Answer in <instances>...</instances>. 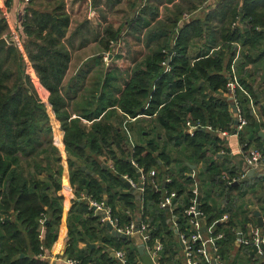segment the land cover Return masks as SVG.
Here are the masks:
<instances>
[{"label": "trees", "instance_id": "1", "mask_svg": "<svg viewBox=\"0 0 264 264\" xmlns=\"http://www.w3.org/2000/svg\"><path fill=\"white\" fill-rule=\"evenodd\" d=\"M30 1V6L25 9L22 30L25 55L31 67L29 73L31 76L33 74V77L37 76L41 90L49 94L48 104L63 133L72 184L86 191L88 196L102 201L99 197L102 187L91 177L87 179L85 172L82 171V167H85L91 158L90 154L95 157L107 155V158L114 161L116 171L113 174L102 171L99 163L92 159L96 168L99 167L101 173L108 174V179L114 185L124 186L122 179L125 175L137 180L135 170L137 166L139 170L143 169L142 173L146 178L143 188L142 222L149 225V245L159 239L162 241L167 236L173 237L174 225L177 226L179 234L191 236L190 217L184 212L190 206L189 201L197 198L192 194V181L187 179L182 183L174 179L163 184L167 195L170 193L177 195L173 205L178 207L174 211L175 218L172 224L166 223L169 213L166 209H158L165 196L155 190L153 178L147 176L149 172L159 167L161 157L156 155L158 146L150 142L147 147H135L131 152H127L130 148L128 138L122 134L119 126L109 124V120L117 117L118 111L130 118H138L140 115L154 118L153 124L164 130L170 140L174 141L179 136L177 141L185 143L192 150H195L197 145L202 148L211 141L201 131H197L193 138L185 135L183 127L188 121L193 125L230 132L234 122L229 115L227 104L221 100L207 98L206 90L227 89V71L232 61L229 60L225 65V55L229 54L231 58L236 43H240L242 47H248L249 52L238 67L243 75L240 83L250 91L256 103H264V89L257 93L253 85V82L258 80L262 81L260 85L264 86V80L260 78L264 71V0L242 2L221 0L207 17L205 28L201 21H193L181 28L178 37L173 39L171 34L175 33L177 23L181 19L179 16L170 30H166L167 33L164 31L165 38L148 40L150 44L153 43L151 53L134 68L131 77L124 79L121 88L112 83L114 79L117 83L119 78L109 70L101 87L102 92L100 95L91 93L90 99L82 96L88 77L95 68L103 67L104 53L110 54L120 32L106 30L99 43L103 54L96 56L94 62L91 60L92 65L86 64L81 68L65 85L72 52L75 50V44H70L69 41L68 45L66 44L71 21L65 12L66 0ZM122 2L123 0H110L113 6H118ZM191 7L188 11L195 9V6ZM146 9L147 5L141 11L145 14ZM153 15L151 21L156 20V16ZM141 19L136 22V27L142 24ZM240 19L246 26L244 33L233 28V24ZM205 34L208 37H204ZM9 35L8 22L0 11V39L5 36L10 38ZM204 38L211 40L213 47L217 42L226 45L213 56L201 57L191 64L188 49L194 41ZM86 45L88 43L81 44L78 49ZM170 53L172 56L169 59ZM23 59L15 44L0 48V212L7 213L13 209L16 214L15 222L8 218L2 221L0 216V228L4 232L0 235V264H44L41 260L44 255L42 247L50 250L57 241V227L62 217V199L51 198L46 193L47 189L53 187L55 191L60 189V184L54 180V176L61 177V155L55 144L56 139L53 138L54 130L49 110L40 99L30 75L25 73ZM248 64H251V69L246 68ZM167 67L171 69L170 72L165 70ZM118 71L125 74L124 70ZM201 83L204 84L200 86ZM116 95L119 97L115 98ZM78 100H82V103L77 102ZM72 103L74 111L70 108ZM93 106L95 110L88 109ZM109 107L116 109L106 112ZM248 118L250 121L248 127L256 130L257 125L251 116L248 115ZM83 120L92 122L90 131L82 125ZM60 147L63 148L62 144ZM132 161L136 166L132 165ZM55 167V172L51 174ZM228 167L227 165L217 167L214 163L207 167L208 180L213 186L222 184L221 181L226 176L240 178L239 173L243 174L245 171L244 169L238 172L236 167ZM48 172L52 180L51 186L36 180L38 175ZM248 182L247 179L244 183L229 186L225 181L222 188L224 193L231 197L234 196L233 190L238 192L235 198L239 201L247 194ZM131 197L129 193L121 199L130 201ZM83 208H86L85 205ZM199 211L202 213V219L207 220L208 224L218 219V216H212L211 207L206 204L200 205ZM44 215L50 217L44 223L47 230L42 237L39 226ZM217 229L224 233V238L227 239L224 243L229 245L233 243L237 231L233 229L231 220ZM242 247L249 253L250 246ZM163 251L161 264L165 263L166 260L163 258L169 249L165 248ZM28 253L31 260L20 258L21 254ZM87 260L81 258V264H87ZM127 263L136 264L131 253Z\"/></svg>", "mask_w": 264, "mask_h": 264}, {"label": "crops", "instance_id": "2", "mask_svg": "<svg viewBox=\"0 0 264 264\" xmlns=\"http://www.w3.org/2000/svg\"><path fill=\"white\" fill-rule=\"evenodd\" d=\"M220 1L221 0H123L120 5L113 6L110 0H66L65 12L71 20L66 44L67 41H69L70 44L100 43L103 36H105L104 32L106 30H112L114 32L119 31L120 35L114 42L118 43L124 41L126 47L124 51L126 54H121L119 51V54L115 56H113L112 53L108 54L109 59L112 60V67H110V69L113 75L119 78L118 70L121 68L120 65L118 66L117 62L123 61H120V59L124 58L128 63V67L125 69L126 71L124 70V73L127 75V78H129L133 74L134 68L144 60V54L146 53L148 55L151 53L150 51L153 49V43L150 44L148 40L165 38L166 35H164V31H169L179 16H181V19L177 23L175 33L174 35L171 34L173 39L178 37L181 28L191 24L193 21H201L202 26L205 28L207 25V17ZM242 1L243 0H241V2ZM30 2V0H0L1 15L8 22L10 28L9 36L12 38L11 40L6 36L3 37L7 39L9 46L15 43H17L18 46L24 44L22 43L23 17L25 9L30 6ZM146 5L147 9L144 14L141 10H143ZM191 6H195V9L188 11V8ZM180 11L182 12L180 13ZM152 15L156 16V20H150ZM138 19L142 20V24L136 27L135 24ZM142 26L144 27L142 28ZM233 26V28L238 29L242 33H244L246 29L241 19L237 20ZM89 33L93 36L92 40L89 38ZM204 37H208L207 34H205ZM225 45V43L222 44L217 42L215 47H213V42L207 38L196 40L188 49L189 61L193 64L194 61L201 57H211L216 52H219L220 48H224ZM133 46L140 47V50L135 51ZM85 47H87V45ZM85 47L77 50H83ZM235 47L236 49L232 52L231 58L229 54L228 56L225 55V65L228 64L229 60L232 61L231 67L229 71H227V80L228 83L230 81H235L237 86H239L238 92L245 118L249 125L250 121L248 115L251 116L255 125L258 127L256 130L253 129V127L247 126L244 132L239 134L236 133L234 107L230 102L227 89L218 91L206 90V95L207 98L221 100L227 104L229 115L234 122L232 130H230V132L220 129L214 130L211 127H201L200 125H193L189 121L186 122L183 127V133L185 135H189L193 138L197 131H201L206 134L211 141L202 148L200 145H197L195 150L188 148L185 143L178 142L177 139H179V136H177L174 141L170 140L164 130L153 124L154 118H148L144 115H140L138 118H130L123 112L121 113L118 111L117 117L109 120V124L119 126L121 128L119 130L128 138L130 148L127 149V152H131V149L135 147H147L150 142H154L158 146L159 149L156 155L161 157L159 167L153 169L147 176L151 177L150 174L152 172L155 173V176L152 177L153 184L155 190H158L161 195L166 197L168 193L167 190L163 188V184L169 183L174 179L182 183L190 179L193 184L192 194L197 197L196 200L189 201V205L191 206L194 202L197 203L199 196L198 186L202 187L200 205L206 204L211 207L212 216H218V219L212 224H208L207 220L202 219V217L198 218V230L206 251V255L202 257L200 264H209L210 255L214 253L216 249H218L219 254L222 256L224 264H264V250H262L261 254L254 255L252 253L253 247L250 246L251 249L248 253L243 249L239 241L241 238L244 239L249 236V228L252 225L263 234L264 168L261 167L260 169L253 170L255 176L248 178L249 187L246 192L247 194L239 201H236L235 198V196L239 194L238 192L233 190L232 193L234 196L232 195L231 197L229 194L226 195L222 188V184H224L225 181L228 184L233 177L226 176L221 181L222 184L213 186L207 176V167L213 163L217 167H224L225 165L229 166L228 168L236 167L238 172L244 171L245 169L244 173H246L245 158L241 153V148L246 143L264 154V103H256L250 91L240 83L243 75H241V70L238 67L239 64L242 63L243 57L246 54L248 55L249 52L247 51L248 47L244 48L240 43H236ZM142 52H144V54H141ZM93 59L91 55L83 56L80 65L83 64V67H85L86 64H91L90 61ZM73 60L72 55L68 75L71 73ZM169 62L170 60L168 63ZM246 68L251 69V64H248ZM165 70L167 72L171 71L168 67L167 69L165 68ZM77 73L75 71L71 79L74 78ZM68 75L65 81L68 79ZM262 77H264V71L261 73L260 78L262 79ZM261 82L258 80L253 82L257 93H260V91L264 89L263 84L260 85ZM114 83H116V81ZM64 84L66 85V82ZM203 84L204 83H201L200 86ZM101 92L102 89L98 91L97 95H100ZM40 93L43 94L45 99H48L49 94H46L42 90ZM258 96L259 99H261L259 94ZM118 97L119 95H116L115 98ZM88 109L95 110V106ZM111 109H116V107H109L106 109V112ZM82 125H84L87 131H90L93 126L92 122L88 120H83ZM58 126L60 129L61 126L59 124ZM252 129L255 132H253ZM221 132L228 133V136H222ZM59 138L62 139V135L58 137V139ZM243 139H245V143ZM55 141L56 147H58V149L61 148L57 140ZM214 144H216V146ZM259 145L262 146L259 147ZM63 157L65 160H63ZM63 157L61 155V177L59 178L57 175L54 176V180L58 181L60 184V189L55 191L53 187V189L46 190L49 197H58L62 199V217L57 227V241L50 250H45L42 247L44 255L41 260L44 264H65L67 260L72 259L77 260L79 264H81L84 261L81 260V262V258L88 259L87 264H122L116 256L118 252L124 253L127 260L129 253H131L136 264H143L138 250L142 246L149 250L152 256H154L155 264H161V255L165 248L169 249V251L166 253V257L163 258L166 260L165 263L162 264L187 263L185 248L181 244L180 234L179 231H177L176 225L173 226V231L175 232L173 237L167 236L163 238L162 241L159 239L154 244L149 245L150 231L147 233L148 238L146 240L142 235L125 236V238L118 237L114 228L112 230L109 229L108 225L111 224L110 221L107 220L104 222L103 216L95 213L91 205L92 202H103L106 207L111 210L113 218L119 220V225L122 228H125V226L131 223H135L138 226L143 224L144 189L135 190L128 189L125 185H114L111 180L108 179V174L105 175V173H101L98 170L99 167L96 168L95 164L92 162V159H94L99 163V166L103 168L102 171L114 174L116 171L115 163L107 158V155L105 157H95L90 154L91 158L86 163V166L82 167V171L86 174L85 177L87 179L91 177L93 181L102 187V192L99 196L102 201L88 196L86 191L72 184L70 180L69 158L66 151ZM133 165L136 166L135 162H133ZM55 169L56 167L52 170L51 174L55 172ZM140 171L143 172V169ZM49 174V172L41 173L36 177V180H40L42 183H45V185L51 186L52 180H50ZM239 175L241 176L242 174L239 173ZM124 177L129 178L126 175ZM129 179L137 183L140 181L138 176L136 177L137 180L133 178ZM129 193L132 196L131 200L123 201L121 197L129 195ZM83 205H85L86 208H83ZM177 208L176 205H172L170 208L166 209V212L170 215L166 223L172 224L175 218L174 211ZM158 209L161 210L160 207H158ZM45 210H47V208H45ZM0 216L2 217V221L6 218L10 219L12 222L16 221V214L13 209H10L7 213L0 212ZM226 216L228 217L227 220L224 219ZM48 217L50 216L44 215V218L40 219L39 232L42 234V237L45 236L47 230L44 223ZM259 218L262 219V228H258ZM230 220L233 224V229L237 231V236L234 238L233 243L229 245L224 243L227 239L224 238V233L217 228L226 225ZM3 233V229L0 228V235ZM159 246L161 251L156 254L155 252ZM20 258L31 260L29 253L28 255L21 254Z\"/></svg>", "mask_w": 264, "mask_h": 264}, {"label": "built area", "instance_id": "3", "mask_svg": "<svg viewBox=\"0 0 264 264\" xmlns=\"http://www.w3.org/2000/svg\"><path fill=\"white\" fill-rule=\"evenodd\" d=\"M105 59L106 60L109 59L108 54ZM238 89L239 86H237V83L235 81H230L227 84V94L229 95L230 102L234 107V118H235V122H237L235 126V130L237 134L244 132V130L248 126V121L246 120L244 115L243 106L241 104ZM221 135L228 136V133L221 132ZM241 153L245 158V165L247 171L246 173H243L240 178H232V180H230L228 183L229 186H232V184L234 183L247 181L248 179L247 172H249L250 170L260 169L261 167L264 168V154L258 149H255L246 143L241 148ZM150 175L151 177H154L155 173L152 172ZM124 178L130 181L132 186L131 189L140 190L139 189L140 183L134 182L133 180L127 177ZM142 179H143V184L145 185L146 178L143 175V173H142ZM176 196L177 195H175L174 193H170L168 195L166 194V197L160 202L159 205L160 209L170 208L173 205V201L176 198ZM91 205L96 214L103 216L104 222L107 220L110 221L116 232H119L124 236L142 235L145 237V240L148 238L147 233L149 226L146 223L143 222V224H140L139 226L136 225L135 223H131L128 226H125V228H122L119 225V220L117 218H113V214L111 213V210L108 207H106L105 203L93 201ZM184 213H186V215L190 217L189 228L192 231V234L189 237H187L185 234H180V241L182 242L185 248V256L187 262L186 264H200L202 257L206 255V251L203 246V242L201 240V235L198 230V225H199L198 218L202 217V213L197 210V203L195 202L194 204H191V206L187 208ZM224 219L227 220L228 217L226 216ZM249 229H250L249 236L245 237L244 239L241 238L239 241L242 245H246V246H252L250 244L251 242H253V244L259 248L258 254H261L263 250L262 247L264 246V235L261 233L259 229H256L253 225ZM159 251H161L160 246L157 247V251L155 253L158 254ZM149 253L152 256L150 251ZM116 256L121 261L122 264H128L124 253L118 252ZM152 258L154 260V256H152ZM65 264H79V262L77 260L72 259V260H67ZM209 264H224L222 256L218 252V249H216L215 252L210 255Z\"/></svg>", "mask_w": 264, "mask_h": 264}, {"label": "rangeland", "instance_id": "4", "mask_svg": "<svg viewBox=\"0 0 264 264\" xmlns=\"http://www.w3.org/2000/svg\"><path fill=\"white\" fill-rule=\"evenodd\" d=\"M89 35H90V37H89L90 40H92L93 36H91V33H89ZM11 40H12V38H11ZM15 45H17V43H15ZM80 45L81 44H75V50H73V52H72L74 60L72 61V65H71V71H70L71 73L68 75V77H67L68 79L65 81L66 85L68 84V82L71 79V77L74 76L73 75L74 72L76 71V73H77L79 71V69H81L84 66L83 64L80 65V63L82 62L81 60H82L83 56L85 57L87 55H91L93 58H96L97 55H99V54L102 55L103 54V50H102V48H101L99 43H88V45H87V47H85V49L77 50L80 47ZM23 46L24 45H22V44L20 46L17 45V49H18L19 54L24 57L23 60H24V63H25V68H24L25 69V73L30 75L29 69H31V67H30V65L28 63V58H27V55H25V48ZM125 48L126 47L124 45V41H121V42H118V43H113L112 48L110 50V53H112L113 56L118 55L119 54L118 51L121 54L122 53L126 54L125 51H124ZM133 48H134L135 51H139L140 50V47L138 48V47L133 46ZM107 54H109V53H105V58H106ZM141 54H144V52H142ZM144 55L146 56L147 54L145 53ZM105 58H104L103 67H97V68H95L93 70V72L91 74L92 76H90V78H89V80H88V82L86 84L85 91L82 94V96L84 98H85V96H87V99L92 98L91 93H93V92H94V95H97L98 91L101 90V87H102V85L104 83V80H105L108 72L111 71L110 67H112V60H110V59L106 60ZM121 60H123V61H121ZM92 61L94 62V60H92ZM120 61L121 62H117L118 66L120 65V68L122 70H125L128 67L127 61L124 58H121ZM33 73H34V70H33ZM35 76H36V73H35ZM30 77H31V79L34 82L36 90L39 92L40 99L42 100V102H44L47 105V108L49 110L50 118H51V124H52L53 130H54V137L53 138L56 139L57 142L60 140V142H58V144H60V145L62 144V147H63V145H64L63 144V138L62 139H60V138L58 139V137H60L63 133L59 129L57 120H56V118H55V116L53 114L52 108H50V106L48 104L47 98L45 99L43 94L40 93L41 92V87L39 85V81L37 82L38 78H37V76L33 77V74H32V76L30 75ZM125 78H127L126 74H122V73L119 72V79H118L117 83H114L115 79L112 80V83H114L119 88H121V85L123 84V81H124ZM77 102L82 103V100H78ZM74 103H72L71 107H70L72 111L75 110V108L73 107ZM62 137H63V135H62ZM60 145H59V147H60ZM59 150H60V154L63 157L65 155L64 148H59ZM63 160H65L64 157H63Z\"/></svg>", "mask_w": 264, "mask_h": 264}, {"label": "water", "instance_id": "5", "mask_svg": "<svg viewBox=\"0 0 264 264\" xmlns=\"http://www.w3.org/2000/svg\"><path fill=\"white\" fill-rule=\"evenodd\" d=\"M8 46H9V43H8L7 39L6 38H1L0 39V48L1 47H8ZM169 55H170V58H171L172 53H170ZM262 80H264V77H262ZM263 108H264V104H263ZM236 124H237V122H236ZM132 165H133V161H132ZM135 170L137 172L138 178H140V181H139V183H140L139 189L142 190L144 188L143 179H142V173H141V171L137 167H135ZM247 175H248V178L249 177L252 178V177L255 176V172L253 170H250L247 173ZM122 182L125 184V186L128 189H131L132 188L130 181L127 180L126 178H123L122 179ZM234 184H236V183H234ZM201 193H202V187L201 186H198V194H199L198 199H197V210L198 211H199V206H200V202H201V198H202V194ZM108 227L111 230L113 229L112 224H109ZM262 227H263L262 219L259 218L258 219V228H262ZM115 233L117 234L118 237L125 238V236H126V235L124 236V235L120 234L119 232H115ZM181 244H182V242H181ZM250 245H252V247H253L252 253L254 255L255 254H258L259 248L256 245H254L253 242H251ZM182 246H183V244H182ZM262 249L264 250V246L262 247ZM138 250H139V254L141 256V260H142V263L143 264H155V262H154L152 256L150 255L149 251L147 249H145L144 246L140 247Z\"/></svg>", "mask_w": 264, "mask_h": 264}]
</instances>
